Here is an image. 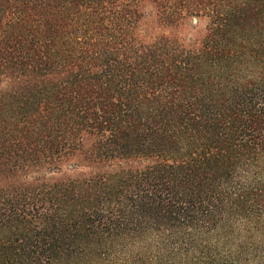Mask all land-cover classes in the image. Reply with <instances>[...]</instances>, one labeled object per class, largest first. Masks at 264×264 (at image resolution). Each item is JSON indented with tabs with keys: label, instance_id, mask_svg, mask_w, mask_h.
Wrapping results in <instances>:
<instances>
[{
	"label": "trees",
	"instance_id": "trees-1",
	"mask_svg": "<svg viewBox=\"0 0 264 264\" xmlns=\"http://www.w3.org/2000/svg\"><path fill=\"white\" fill-rule=\"evenodd\" d=\"M0 264H264V0H0Z\"/></svg>",
	"mask_w": 264,
	"mask_h": 264
},
{
	"label": "rangeland",
	"instance_id": "rangeland-1",
	"mask_svg": "<svg viewBox=\"0 0 264 264\" xmlns=\"http://www.w3.org/2000/svg\"><path fill=\"white\" fill-rule=\"evenodd\" d=\"M192 20L194 21L193 24L191 23ZM206 25L207 21L205 18L192 17L191 21L189 20L188 24L182 28L180 33L185 40L193 41L194 39H197L204 34L206 30Z\"/></svg>",
	"mask_w": 264,
	"mask_h": 264
}]
</instances>
